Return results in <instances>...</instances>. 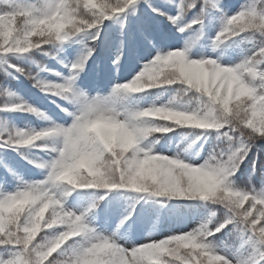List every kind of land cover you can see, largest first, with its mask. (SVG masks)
<instances>
[{
  "label": "snow or ice",
  "instance_id": "6c2138e0",
  "mask_svg": "<svg viewBox=\"0 0 264 264\" xmlns=\"http://www.w3.org/2000/svg\"><path fill=\"white\" fill-rule=\"evenodd\" d=\"M0 76V264H264V0H0Z\"/></svg>",
  "mask_w": 264,
  "mask_h": 264
},
{
  "label": "trees",
  "instance_id": "16d2710c",
  "mask_svg": "<svg viewBox=\"0 0 264 264\" xmlns=\"http://www.w3.org/2000/svg\"><path fill=\"white\" fill-rule=\"evenodd\" d=\"M226 3L237 4L239 3V0H226ZM36 59L42 64H49V65L51 64L50 61L45 60L41 57H37ZM5 83L11 86L13 89H19L24 94L32 95L34 93V90H30V85L28 84L27 81L23 83H18L13 80H6L4 77L0 76V84H5ZM30 122L35 123V120H31ZM262 159H264V157H262ZM254 182L257 184V186L259 185V183L261 182L259 176L254 178Z\"/></svg>",
  "mask_w": 264,
  "mask_h": 264
},
{
  "label": "rangeland",
  "instance_id": "374dc122",
  "mask_svg": "<svg viewBox=\"0 0 264 264\" xmlns=\"http://www.w3.org/2000/svg\"><path fill=\"white\" fill-rule=\"evenodd\" d=\"M50 66H55L51 61H50ZM39 103L41 105L42 108H45L47 109L48 111L50 112H54V108L53 106H51L50 104H48L46 101H44L43 99H40L39 100ZM34 120V119H33ZM35 123H38L37 121H35ZM4 175V172L2 169H0V176H3Z\"/></svg>",
  "mask_w": 264,
  "mask_h": 264
}]
</instances>
